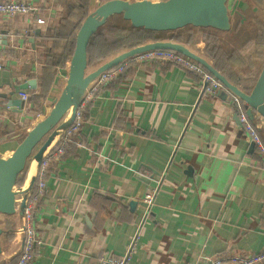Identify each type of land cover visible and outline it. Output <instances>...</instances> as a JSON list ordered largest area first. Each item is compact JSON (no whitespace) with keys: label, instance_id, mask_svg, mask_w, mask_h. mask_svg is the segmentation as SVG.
Segmentation results:
<instances>
[{"label":"crops","instance_id":"0c3cea01","mask_svg":"<svg viewBox=\"0 0 264 264\" xmlns=\"http://www.w3.org/2000/svg\"><path fill=\"white\" fill-rule=\"evenodd\" d=\"M21 1L33 10L0 13L3 157L44 117L65 83L71 55L53 69L48 65L60 52L62 43L54 37L60 19L78 4ZM100 3L88 0L87 14ZM260 7L256 1L228 0L231 26L234 15L239 26L246 21L244 12L258 13ZM75 21L68 18L69 25ZM177 30L209 32L193 26ZM181 41L209 59L204 40ZM104 61L88 65V71ZM263 62L247 66L246 87ZM124 68L84 102L80 131L64 154L50 161L34 214L42 242L33 264H97L100 255L119 259L128 252V264H205L209 258L263 253L264 158L238 120L234 95L226 89L207 93L196 72L176 63L131 58ZM31 79L34 88L15 92ZM252 120L262 125L264 142V119ZM35 173L34 167L31 176ZM152 191L153 202L147 204L144 196ZM19 222L17 214L0 215V264L18 257Z\"/></svg>","mask_w":264,"mask_h":264},{"label":"water","instance_id":"95a60500","mask_svg":"<svg viewBox=\"0 0 264 264\" xmlns=\"http://www.w3.org/2000/svg\"><path fill=\"white\" fill-rule=\"evenodd\" d=\"M113 15H121L132 27L152 31L177 30L185 26L212 27L224 31L231 27L228 0H105L97 5L84 17L75 33L66 80L50 109L26 131L10 155L0 156V215L17 214L22 218L25 200L34 186L43 153L73 122L89 84L103 71L138 54L152 50H172L194 60L215 77L223 88L244 102L246 113L251 119L256 116L264 119V64L251 89L246 92L185 44L171 39H159L125 49L88 71L89 40ZM34 87L35 80L31 79L20 85L15 92ZM20 102L23 103L22 100ZM29 161L35 162L36 173L27 179L23 189L16 191V181ZM16 195L20 197L17 208Z\"/></svg>","mask_w":264,"mask_h":264},{"label":"built area","instance_id":"2783aa9c","mask_svg":"<svg viewBox=\"0 0 264 264\" xmlns=\"http://www.w3.org/2000/svg\"><path fill=\"white\" fill-rule=\"evenodd\" d=\"M33 10V7L21 0H0V13L6 15H16L18 13H28ZM38 23H42L43 20L37 19ZM133 59L145 60V59H159L166 62L176 63L183 66L185 69L192 70L196 72L201 78L202 90L206 91L209 94H216L219 90H225L221 83L213 77L204 67L194 60L181 55L172 50H152L145 53L138 54ZM129 60H125L119 65L103 71L100 75L93 80L87 87L83 99L76 110L75 118L71 125L55 140V145L48 148L42 156L34 186L32 190L28 193L25 200L24 213L18 226L15 229L16 235L21 233L22 239L21 245L18 250V257L13 262H8L4 264H33L35 248L41 244L42 239L37 234L35 225H34V214L37 209V202L42 197L45 192L46 187V175L47 170L50 164V161L53 158L61 157L64 154L65 145L68 143L71 135L80 131L82 125V113L81 108L84 102L88 101L98 92V90L104 86L108 81L114 79L118 73L126 66ZM28 94L21 92V98H27ZM236 113L238 115V120L243 128V130L248 135L251 145L255 150L264 158V142L260 134L262 125L260 123H255L246 113L245 104L237 96H233L232 100ZM23 189V186L16 185L15 190ZM154 191V190H153ZM147 194L144 196V201L147 204L153 202V194ZM19 195H16V208L18 206ZM129 252L123 257L117 259L111 257L110 255H100L98 257L97 264H128L129 263ZM264 261V252L250 255V256H236L231 257L226 256L215 257L205 259V264H262Z\"/></svg>","mask_w":264,"mask_h":264},{"label":"trees","instance_id":"16d2710c","mask_svg":"<svg viewBox=\"0 0 264 264\" xmlns=\"http://www.w3.org/2000/svg\"><path fill=\"white\" fill-rule=\"evenodd\" d=\"M100 1L103 2L105 0H100ZM87 3H88V0H78V4L76 3L72 5L69 11L61 17L60 23H59L60 25L56 29V33L54 34V37L60 39V42L62 44H60L61 46L60 52L56 54V57L54 60L51 59L48 65L51 67V69H53L54 65L57 66L60 63H63L64 60H66L71 55L73 47H74L75 31L78 29V27L80 26V23L82 22L83 18L87 14ZM71 15H73V18L76 19V21L73 24L69 25L68 18L71 17ZM256 22H257L256 26H257V32H258L257 35L251 39L246 40L241 45V47L231 50L229 52H224L220 48V46L217 45L218 43L217 38L213 37L210 33L205 35V38L212 39L215 44L214 46L210 48L206 47V53H207L206 55L209 58L207 60L219 72L225 75L228 80L240 86V88L244 91L250 90L253 83H251V85L246 87L250 83V82L248 83L250 79L248 78L242 79V77H240L238 74L245 76L247 73L235 72L236 76L233 77L232 74L229 73L227 68L233 70L237 66L241 67L242 65H244L245 62H241L244 56L245 58L247 57L248 62L250 63L247 65H250V66H253V64L257 62L261 63L262 60L264 59V57L256 59L253 56L254 60L256 59V62H254L251 59L252 56L247 54V51H245V47L249 44L261 46L264 43V39H262L264 36V24L262 21L256 20ZM180 33H181L180 30L169 31V33H167V35L163 37L162 35L159 34V31L147 30L141 27H132L131 25L126 27L124 25L111 24L109 21H107L103 26H101L97 30L95 34L91 36L89 40L88 47H87L88 65H93L96 62L104 61L114 56L115 54L123 51L124 49H128L130 47L136 46L138 44H142L147 41H154V40H159V39L160 40L161 39H168V40L171 39V40L181 42L182 34ZM243 53L247 55H240ZM124 69L125 68L123 67V69L119 72V74L122 75ZM23 135H25V133ZM65 148H66V145H65ZM24 172L25 170L22 172V175L18 177L16 181V185L20 186L23 184ZM13 227L14 226H12V228ZM8 234L9 236H11V233H8Z\"/></svg>","mask_w":264,"mask_h":264},{"label":"rangeland","instance_id":"374dc122","mask_svg":"<svg viewBox=\"0 0 264 264\" xmlns=\"http://www.w3.org/2000/svg\"><path fill=\"white\" fill-rule=\"evenodd\" d=\"M250 3H254L255 4V1L256 3L258 4V6H262L260 7V12L258 13H253L251 11V9H248L246 12H244V15L246 16L245 17V20L246 21H243L241 23V25L237 26V20H238V14L234 15L232 17V26L230 27L229 30H218V29H215V28H212V27H199V28H202V29H206L208 30L209 32H204V34H200V33H197V32H191V31H186V30H183L181 31V34H182V39H192V43H196L201 41V40H204V46H205V53H206V47L207 48H210L212 46H214V42L212 39H207L205 38V35L212 32L211 35L217 39H220L221 40V43H220V46L224 47L226 49L227 52H229V50H231V47L234 45H239L237 46V48L241 47V45L248 39H251L253 37H255L257 35V29L253 31V29H250L248 28V25H252V26H256V20L258 21H262L263 24H264V13L262 12V10L264 9V0H248ZM116 17H119V18H116ZM110 23H114V24H120V25H124L126 24L127 26H129V23L122 19L121 15H115V16H112L111 17V21H109ZM231 23V22H230ZM257 28V26H256ZM181 29V28H180ZM170 31H173V30H170ZM167 33H169V30L168 31H159V34L162 35L163 37L165 35H167ZM264 39V36L263 38ZM182 42V41H181ZM184 42V41H183ZM125 50V49H124ZM245 51H247V54H249L250 56H252V60L254 62H256V59L257 58H261V57H264V43L261 45V46H256V45H253V44H249L245 47ZM263 51V52H262ZM262 52V53H261ZM207 54V53H206ZM245 54V55H247ZM253 56L256 58L254 60ZM241 62H245L244 65H242L241 67L237 66L235 67L233 70L232 69H228L227 70L229 71V73L232 74V76H236L235 72H242V73H248V71L250 69L247 68V64H250L248 62V59L247 57L244 58L243 60H241ZM257 64L259 65L260 62H257ZM247 65V66H246ZM245 66V67H244ZM260 71V70H258ZM234 72V73H232ZM259 73V72H258ZM240 77L243 78H248L246 75H240L238 74ZM258 75V74H257ZM257 75H253V79L257 77ZM235 79V78H234ZM250 79V77H249ZM252 79V77H251ZM254 79V80H255ZM254 84V82H253ZM30 165V161L28 162L27 164V167H29ZM26 167V169H27ZM26 169H25V173H26ZM22 175V173L20 174V176Z\"/></svg>","mask_w":264,"mask_h":264},{"label":"bare ground","instance_id":"6f19581e","mask_svg":"<svg viewBox=\"0 0 264 264\" xmlns=\"http://www.w3.org/2000/svg\"><path fill=\"white\" fill-rule=\"evenodd\" d=\"M5 157H7V156H5ZM34 167H35V162L32 161V162L30 163V166H29V171H28V175H27L28 178L31 177V173H32V170L34 169Z\"/></svg>","mask_w":264,"mask_h":264}]
</instances>
